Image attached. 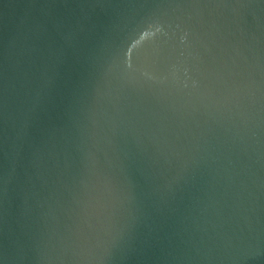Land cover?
Returning a JSON list of instances; mask_svg holds the SVG:
<instances>
[{"label": "water", "instance_id": "1", "mask_svg": "<svg viewBox=\"0 0 264 264\" xmlns=\"http://www.w3.org/2000/svg\"><path fill=\"white\" fill-rule=\"evenodd\" d=\"M0 264H264V0H0Z\"/></svg>", "mask_w": 264, "mask_h": 264}]
</instances>
